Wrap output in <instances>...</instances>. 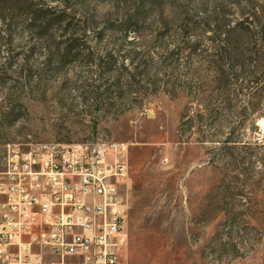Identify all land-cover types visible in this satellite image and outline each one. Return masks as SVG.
Segmentation results:
<instances>
[{
    "label": "rangeland",
    "instance_id": "rangeland-1",
    "mask_svg": "<svg viewBox=\"0 0 264 264\" xmlns=\"http://www.w3.org/2000/svg\"><path fill=\"white\" fill-rule=\"evenodd\" d=\"M97 138L128 264H264V0H0V156Z\"/></svg>",
    "mask_w": 264,
    "mask_h": 264
},
{
    "label": "built area",
    "instance_id": "built-area-1",
    "mask_svg": "<svg viewBox=\"0 0 264 264\" xmlns=\"http://www.w3.org/2000/svg\"><path fill=\"white\" fill-rule=\"evenodd\" d=\"M3 149L0 264H128L126 143L97 138Z\"/></svg>",
    "mask_w": 264,
    "mask_h": 264
},
{
    "label": "trees",
    "instance_id": "trees-1",
    "mask_svg": "<svg viewBox=\"0 0 264 264\" xmlns=\"http://www.w3.org/2000/svg\"><path fill=\"white\" fill-rule=\"evenodd\" d=\"M67 8V7H66ZM66 12V11H65ZM50 14V13H49ZM32 18L34 17V18H40V19H48V17H50L49 15H48V12H46V11H43V10H39L38 12H36V13H34V12H32ZM62 16H64L65 17V19L64 18H62ZM66 17H68V13H65V14H61V15H57V16H53V17H51L49 20H47L48 21V23H47V26H52V23H54V21L56 20V19H61L62 18V20H61V23H65L67 20H66ZM263 155H264V152H263ZM235 169H238L237 167H235ZM225 211V210H224ZM226 212V215H227V210L225 211ZM228 214H229V211H228Z\"/></svg>",
    "mask_w": 264,
    "mask_h": 264
}]
</instances>
